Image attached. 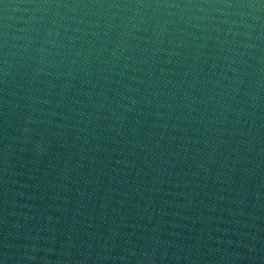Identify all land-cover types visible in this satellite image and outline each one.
Instances as JSON below:
<instances>
[{"label": "water", "instance_id": "water-1", "mask_svg": "<svg viewBox=\"0 0 264 264\" xmlns=\"http://www.w3.org/2000/svg\"><path fill=\"white\" fill-rule=\"evenodd\" d=\"M0 264H264V0H0Z\"/></svg>", "mask_w": 264, "mask_h": 264}]
</instances>
